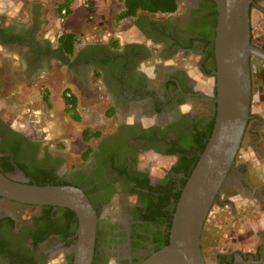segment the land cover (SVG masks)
<instances>
[{"label":"flooded vegetation","instance_id":"obj_1","mask_svg":"<svg viewBox=\"0 0 264 264\" xmlns=\"http://www.w3.org/2000/svg\"><path fill=\"white\" fill-rule=\"evenodd\" d=\"M179 3V11L173 15L139 13L134 20L135 40L125 44L118 41L117 48L111 39L91 42L72 57L60 44L53 50L35 39L34 14L40 12L32 0L23 4L16 19H0V46L17 52L25 61L28 77L49 58L78 73L91 69L96 78L101 73L109 101L104 116L113 124L93 140L88 161L81 154L82 166L63 171V156L52 152L40 134L0 117L1 139L10 131L26 138L28 143L18 150L17 158L33 175L16 166L8 177L34 184L35 169L36 174L39 171L52 181L81 188L88 196L98 215L94 264H140L170 240L168 226L176 209L173 195L182 191L216 119V80L214 91L207 93L204 86L199 87L193 70L202 81L215 79L216 28L210 16L217 6L212 0ZM254 10L264 14V0H254ZM252 40L264 50L255 42L253 28ZM256 59L263 77L264 61ZM110 110H114L113 116L107 115ZM245 143L250 150L264 144V117L252 111L236 166L217 206L263 187V171L252 170V164L241 156ZM10 155L1 153L0 160ZM261 155L258 161L264 167V151ZM152 157L170 160L163 176L151 173ZM246 200L248 206L255 205L254 199ZM77 230L78 217L69 209L26 205L0 196V264H73ZM204 238L205 232L203 243ZM259 244L254 253L241 258L264 264V232L259 235ZM234 258L229 261L218 256L215 262L236 263Z\"/></svg>","mask_w":264,"mask_h":264},{"label":"water","instance_id":"obj_2","mask_svg":"<svg viewBox=\"0 0 264 264\" xmlns=\"http://www.w3.org/2000/svg\"><path fill=\"white\" fill-rule=\"evenodd\" d=\"M215 29L216 119L199 161L182 188L170 229L169 244L140 264H207L203 252L206 222L235 168L251 119L254 97L252 59L264 61L253 44L254 0H212ZM0 196L34 206L62 207L78 217L73 264H93L98 215L83 189L13 180L0 171Z\"/></svg>","mask_w":264,"mask_h":264},{"label":"rangeland","instance_id":"obj_3","mask_svg":"<svg viewBox=\"0 0 264 264\" xmlns=\"http://www.w3.org/2000/svg\"><path fill=\"white\" fill-rule=\"evenodd\" d=\"M63 1L65 2L66 0L45 1L47 8H44L43 14L47 16V14L50 13L51 15L49 23L52 25H48L47 30L52 34L50 35L52 40L57 39V36L66 30L67 17H62L58 10V4H61ZM12 2L16 7L21 0H12ZM78 2L89 15L88 19H86V23H81L84 32L83 35L79 37V47L77 46L76 51L84 44L91 42L100 43L102 41L101 43H106L110 39L112 42H115L118 34H120L119 36L121 39L119 41H121L122 44L138 38L134 26L135 19L124 22H117L115 19L116 15L121 12L123 7L121 0H111L109 6L103 9L102 14L97 13L95 9L97 6L96 2H98L97 0H78ZM5 3L4 0H0V19L4 18ZM23 3L25 4V2ZM252 13L253 16L258 14L255 10ZM146 16L156 17L147 14ZM10 20L11 19L6 22ZM45 20L47 19L45 18ZM94 31H96V33ZM55 33H58L57 36H53ZM259 63L260 62L256 58L253 59L255 83L252 109H264V77H262L261 69L257 65ZM22 64L15 50L9 52L7 48L0 46V85H2L4 89L3 91L0 90V117L7 111L12 113L11 118H14V116L19 113L24 114L27 119H32L34 115V133L40 134L42 139L48 142L52 152L63 156L64 165L62 170L67 171L71 170L72 167L82 166L81 154H83L88 147L95 144L93 140L90 143L83 141V130L91 128L92 130L104 131L113 124V121L106 119L104 116L105 110L109 107V101L107 100L108 97L105 95L104 87L101 84V75L97 73L96 78L95 73L91 69H84L82 73L86 78V84L82 86L84 89L79 91L78 86L71 84L69 82L71 79L67 78L68 75L70 77L74 70L68 71L54 63L49 68L47 74L38 78V80H40V90L21 94L22 91L20 89H30V85L32 86L34 84V80L30 81V78H25V74L22 71ZM193 73L201 89L204 86L203 90L205 92L212 93L214 91L215 79L202 81L201 76H199L195 70H193ZM66 90H69L70 93L75 94L78 98V109L81 115L80 121H75L71 116L65 113L63 94ZM45 94L49 95V104L44 99ZM32 107L34 110L33 114H31ZM7 122L12 123L11 120ZM247 145L248 144L245 143L241 152L242 157L246 156L248 152L251 153ZM251 158H254L253 161L257 160L254 155H252ZM140 161L142 165L145 162L142 157ZM150 161L151 173L159 177L163 176L171 165L170 160L165 158L152 157ZM209 234L210 233L205 230L203 243L204 257L208 264H216V250L218 248L221 249L223 234L220 232V234L215 237H211ZM239 264H244V262H239Z\"/></svg>","mask_w":264,"mask_h":264},{"label":"crops","instance_id":"obj_4","mask_svg":"<svg viewBox=\"0 0 264 264\" xmlns=\"http://www.w3.org/2000/svg\"><path fill=\"white\" fill-rule=\"evenodd\" d=\"M27 1L29 0H21L22 3L20 2L21 4L19 3V5L15 7L12 0H4V2H6L4 4V9H5L4 18H3L4 21H7L9 19L11 20L16 19V17L19 15L20 10L22 9V5L24 4L23 2H27ZM45 1L46 0H32L34 5H37L40 12L38 15L34 14L35 39L45 42L46 44H49L48 46H51L53 50L56 49V44L57 45L59 44V38L63 34L73 33L76 34L79 39V37L83 35L84 32L81 23H86V19H88L89 13L83 7L80 6L78 0H71V5H70L71 13L66 18L65 32L61 33L58 36H57L58 33L53 34V36H57V39H53V40L50 38V35L52 34L47 30L48 28L47 26L52 25L51 23H49L50 21L49 18L51 17V15L50 13H48L47 16L46 14H43L44 8H47ZM97 1L98 2H96L97 6L95 9L99 14H102L103 9H106L111 2V0H97ZM62 3H64V1ZM36 16L38 18H36ZM45 18L47 20H45ZM24 19H26L25 21H30V19H28L27 17ZM35 22H37V24ZM35 25H37L38 27H36ZM252 28H253V34L255 36V42L259 45L264 46V14L263 13L258 12V14L254 16L252 14ZM94 32L96 33V31ZM119 35L120 34L116 36L115 41L117 40L119 41L121 39ZM77 46L79 47V43L77 44ZM20 62L23 63L22 71L25 74L24 75L25 78L27 79L30 78V81L34 80V84L32 86L30 85V89L27 88L20 89L22 91L21 94H24V92L26 93L29 91L34 92L36 90H40V82H39L40 80H38V78H40L44 74H47L49 68L54 63L57 64L55 59L49 58L45 60L42 66L38 65L33 76L28 77L26 73L27 66L25 64V61H23L20 58ZM83 68L84 67H81L80 69L82 70ZM67 70L71 71L72 69H67ZM70 77L69 75L67 77L71 79V81L69 82L71 84L78 86V90L82 91L84 89L82 86L86 84V78L83 75V73L81 72L78 73L75 72L74 70L70 75ZM0 90L1 91L4 90L2 85H0ZM31 111H32L31 114H33L34 113L33 107L31 108ZM252 114L253 115L258 114L264 117V109L254 108L252 109ZM11 117H12V113L8 111L3 116H1V118H4L6 121L11 120V122L14 125H16V127L24 129L34 134V115L32 116V119H27L24 114H20V113L18 115L16 114L14 118ZM259 147L260 148H258V150L257 147H253L250 150L251 153L248 152L246 156H244L243 158L244 160H246V162H250L252 164L251 166L252 170H256V171L262 170L264 173L263 162L258 161L260 158H263L261 154L264 151V144L263 145L260 144ZM252 155L256 156L257 160L253 161L254 158H251ZM258 156H260V158ZM262 183H263V187L255 188L251 191V193L247 192L244 193V195L239 194L235 197H232L230 198L229 204L223 205V203H221L219 206L214 207V210H212V213L210 214V217L208 218V221L206 223L205 230L208 231L210 233V236L212 237H215L216 235L220 234V232L223 234L222 246L221 249L218 248L216 250V258L218 256H221V258H226L227 260L231 261L232 258L235 257L234 259L236 260V263L230 262V264H239V262L240 263L244 262V264H260L256 262L254 263L245 262V260L241 258V255L244 256L247 254H252L258 248V246H260L259 235L261 234V232H264V176ZM246 199H248L249 201H251L250 199H254L253 201L255 202V205L251 206L250 204L248 206L247 204L248 201Z\"/></svg>","mask_w":264,"mask_h":264},{"label":"trees","instance_id":"obj_5","mask_svg":"<svg viewBox=\"0 0 264 264\" xmlns=\"http://www.w3.org/2000/svg\"><path fill=\"white\" fill-rule=\"evenodd\" d=\"M122 3V10L120 13H118L115 17L117 22L125 21V20H131L135 19L139 13H145L148 15H173L179 11L180 8V3L179 0H121ZM214 3V2H213ZM71 0H66L64 3L58 4V10L59 13L61 14L62 17L66 18L70 13H71ZM215 7L216 4L214 3ZM215 14L210 16V19L212 18L213 20V25L216 28L217 24V8H215ZM63 11H66L65 14H63ZM79 43L78 36L73 33H66L63 34L59 38V44L63 51L69 55V56H74L76 53V46ZM114 43V44H113ZM113 47L117 48L119 47V44L117 41L112 42ZM98 75H101V73H98ZM47 93V92H46ZM44 99L46 102L49 103V95L45 94ZM63 100L65 104V113L68 116H71L75 121H80L81 120V115L78 109V98L75 94L70 93L69 90H66L65 93L63 94ZM114 110H110L107 112L108 116H113L114 115ZM215 125V120L213 123V126L211 127V131L208 135V139L211 137L213 129ZM0 126H2V122L0 119ZM9 135H6L1 139V132H0V154L1 153H11L10 156L3 157L0 160V171L7 175L10 172H13L15 167L18 166L21 168L23 171H25L28 175H32L30 169H26L18 160V150L21 149L23 144H27V140L25 137H23L21 134L15 132V131H10ZM102 131L100 130H92L91 128H86L82 132V139L86 143H90L92 140L97 139L101 136ZM207 144V143H206ZM206 145L204 146L205 149ZM203 149V150H204ZM93 149L91 147H88V149L82 154L83 160L86 162L89 159V156ZM14 157V158H13ZM200 158V157H199ZM199 158L195 161L193 166L191 167V170L188 173V178L190 177L192 171L194 170L195 166L197 165ZM35 173L34 169V180L36 181L35 183L39 186H44V185H54V186H62V185H68V184H61L57 183L56 181H52L48 179L49 177L44 176ZM39 174V175H38ZM33 176V175H32ZM188 180V179H187ZM187 180L183 182V187L186 185ZM181 196V192L178 194L173 195V199L175 201L174 206H177V203L179 201V198ZM169 202V200H168ZM175 213V209L173 211V214ZM173 219V215H171V220L170 224L168 226L169 229H171V221ZM169 244V240L164 243L161 247L157 249L160 250L161 248L167 246ZM95 260V258H94ZM94 264V263H93Z\"/></svg>","mask_w":264,"mask_h":264},{"label":"built area","instance_id":"obj_6","mask_svg":"<svg viewBox=\"0 0 264 264\" xmlns=\"http://www.w3.org/2000/svg\"><path fill=\"white\" fill-rule=\"evenodd\" d=\"M66 13V11H63V14H65Z\"/></svg>","mask_w":264,"mask_h":264}]
</instances>
